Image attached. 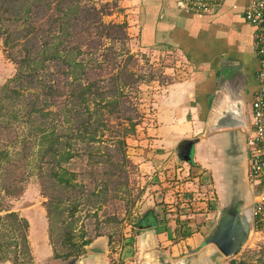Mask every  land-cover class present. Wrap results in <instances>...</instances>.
Returning <instances> with one entry per match:
<instances>
[{"label": "trees", "instance_id": "trees-1", "mask_svg": "<svg viewBox=\"0 0 264 264\" xmlns=\"http://www.w3.org/2000/svg\"><path fill=\"white\" fill-rule=\"evenodd\" d=\"M113 5L0 0V38L15 65L13 76L0 86V227L8 225L12 239L0 234L5 258L14 246L16 255L19 250L32 259L27 218L17 211L1 214L7 211L4 195H22L29 171H35L48 198L60 260L76 261L103 233L87 237L83 231L77 242L78 212L98 216L104 210L108 221L118 222L107 207L115 204L118 210L114 202L125 200L130 214L136 205L127 138L135 135L143 117L131 93L139 91L145 74L138 70L139 56L127 49L129 22L104 20L113 14ZM143 30L142 47L168 50L156 37H144ZM228 264L253 263L242 258Z\"/></svg>", "mask_w": 264, "mask_h": 264}, {"label": "crops", "instance_id": "crops-1", "mask_svg": "<svg viewBox=\"0 0 264 264\" xmlns=\"http://www.w3.org/2000/svg\"><path fill=\"white\" fill-rule=\"evenodd\" d=\"M149 1L150 5L141 2L143 36L150 34L152 41L156 37L168 51L181 53L186 62L183 68H176V80L157 95L154 112L128 144L129 157L140 170L158 174L160 180V205L149 200L144 203L141 225L151 228L149 224L154 223V227L156 210L163 218L157 223L162 255L176 257L180 246L181 250L184 246L190 250H183L182 257L195 259L193 264H207L213 248L204 247L205 240L222 210L239 207L250 219L248 212L256 192L249 174V132L232 129L203 133L224 91L247 101L252 124V101L259 88L257 29L245 18L248 0H223L216 9L205 13L185 12L175 0ZM192 138L198 141L193 161L187 162L180 151ZM188 174L201 175V189L208 186L212 191L201 198L193 197L189 191L199 189L196 184L188 187L192 183L183 182L182 175ZM166 207H172L173 212L167 213Z\"/></svg>", "mask_w": 264, "mask_h": 264}, {"label": "rangeland", "instance_id": "rangeland-1", "mask_svg": "<svg viewBox=\"0 0 264 264\" xmlns=\"http://www.w3.org/2000/svg\"><path fill=\"white\" fill-rule=\"evenodd\" d=\"M92 1L98 5L105 2H110L113 5V2L117 1V6L115 7L113 5V14L105 16L104 20L106 22H129L128 32L130 38L127 42V49L129 48L132 53L139 56L138 70H141L145 74V80L140 85L139 91L135 93L133 90L131 93L132 98L138 104V108L143 112L141 122L137 125L138 129L139 126L147 121L149 118L148 115L154 112V106H157L156 104L154 105V103L157 102V95L166 85L172 84L176 80V68H183L186 58L182 57V54L177 51L160 50L157 47L156 49L150 47L146 49V47H142L139 42L142 0ZM183 59L184 61H182ZM14 73L15 65L7 58L3 49V40L0 38V86L12 77ZM150 74H152L154 79L150 78ZM149 78L150 80H148ZM233 80L237 81L235 78ZM233 80L230 81L234 82ZM230 83L231 82L228 84ZM234 84H237V82H234ZM134 136L135 135H132L127 138L128 144L132 143L131 141ZM128 146L127 153L129 152ZM129 158L132 164L129 168L130 187L133 191V197H137L136 205L132 208L130 214L125 210V200L114 202L118 203V210H114L116 207L115 204L107 207L110 211H115L116 215L119 216L120 221L118 222L108 221L106 215H104V210L100 211L98 216H90L86 211L78 212L75 215V218L78 220L75 223L74 229L76 234L75 240L77 242L81 241V233L83 231L88 232L87 237H94L97 232L103 233L102 235L95 236L93 242L86 246L87 251L76 260V264H193L195 259L192 260L191 258H186V256H181L183 250H190L188 247L184 248V246H182L183 249L181 250L180 246L181 251L179 250V254H177L176 257H166L165 254L162 255L160 252L161 250L159 251L162 243L157 237L159 231V229H157V223L163 221V218H160L156 210H153L155 221H157L156 225L151 228L145 227L142 229L140 227L142 226V219L145 216L144 203L149 200L152 204H159L157 195L160 180L158 174L150 175L151 172L147 170L141 171L138 164H136L131 157ZM198 176L201 175H182L183 182H191L192 185L188 187H195L196 184L198 185V189L202 190V177L198 178ZM207 183L205 184L207 185ZM199 190L191 189L189 192L193 197L195 196V198H198L200 195L206 196L207 194L205 193L212 191V187L207 186L202 191ZM47 200L48 198L43 194L40 180L35 171H29L26 174L24 192L22 195L17 197L4 195V208L7 209V211L4 210L1 214L5 215L9 211H17L20 216L27 218L29 222L28 239L32 259L29 260L27 257L22 256L19 250L17 251L19 254L16 255V250L14 246H12L7 258L0 255L2 257H0L1 264H53L52 260L56 258L55 249L57 245H55V243H57V234L52 229L51 219L48 218L45 204ZM64 205H67V203ZM166 208L167 213L173 212L170 211L172 207ZM190 213L191 211H188L187 215ZM248 213H251L250 209ZM67 214H69L68 211ZM7 227L8 225L4 226V224H2L0 227V234L1 237L4 235L3 238L9 241L12 239L9 238L11 235L8 233ZM97 227L99 228L96 230ZM16 240H19V238H16ZM175 240L178 242L180 238H175ZM95 244H98V247H100L101 250L104 249V251H91L88 249L89 246ZM204 247L213 248L212 255L206 260L207 264H228L233 258H236V260L245 258L253 264H264V221H262L260 229L252 226L250 237L244 245L242 252L238 255L226 257L220 253L214 244H207ZM154 256L159 258V262L158 258L156 259ZM198 256L202 255L198 254L197 257ZM169 258H177V260L170 262L171 260Z\"/></svg>", "mask_w": 264, "mask_h": 264}, {"label": "water", "instance_id": "water-1", "mask_svg": "<svg viewBox=\"0 0 264 264\" xmlns=\"http://www.w3.org/2000/svg\"><path fill=\"white\" fill-rule=\"evenodd\" d=\"M232 129H240L242 132L250 131L251 123L247 113V101L236 99L224 91L213 111L210 125L203 135ZM197 141L198 138L185 141L180 151L185 161H193V149ZM151 225L153 226V224H149V226ZM140 227L144 228L145 226ZM251 229L252 224L241 208L227 207L220 214L215 228L206 239V244L216 245L220 253L226 257L238 255L248 241ZM88 249L104 251L98 247V244L89 246ZM73 264H76V261Z\"/></svg>", "mask_w": 264, "mask_h": 264}, {"label": "built area", "instance_id": "built-area-1", "mask_svg": "<svg viewBox=\"0 0 264 264\" xmlns=\"http://www.w3.org/2000/svg\"><path fill=\"white\" fill-rule=\"evenodd\" d=\"M222 2L177 0V5L187 12L205 13L216 9ZM245 17L257 29L259 56V88L252 101V127L247 139L250 145L249 174L256 190L249 221L258 228L264 221V0H248Z\"/></svg>", "mask_w": 264, "mask_h": 264}, {"label": "flooded vegetation", "instance_id": "flooded-vegetation-1", "mask_svg": "<svg viewBox=\"0 0 264 264\" xmlns=\"http://www.w3.org/2000/svg\"><path fill=\"white\" fill-rule=\"evenodd\" d=\"M53 264H73V262H68L66 260H60V259H57V258H54L52 260Z\"/></svg>", "mask_w": 264, "mask_h": 264}]
</instances>
